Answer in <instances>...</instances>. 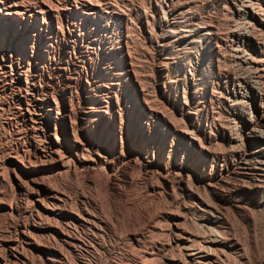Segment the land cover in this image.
<instances>
[{
    "label": "bare ground",
    "instance_id": "1",
    "mask_svg": "<svg viewBox=\"0 0 264 264\" xmlns=\"http://www.w3.org/2000/svg\"><path fill=\"white\" fill-rule=\"evenodd\" d=\"M22 1H20V2H22ZM92 1H90V2L87 1V2L91 3ZM119 1L122 2L121 0H119ZM130 1H132V0H129V2ZM210 1H213V0H210ZM41 2H42V0H41ZM46 2H47V0H46ZM97 2L95 0V5ZM113 2H115V0ZM137 2H138V0H137ZM142 2L143 1L141 0V4H143V5L146 4V3H142ZM159 2H160V0H159ZM28 3H29V1H28ZM34 3H35V1H34ZM34 3H32V4L34 5ZM74 3H75V1H74ZM204 3H205V1H204ZM234 3H236V2H234ZM29 4H28V6H29ZM110 4H112V3H110ZM122 4H123V2H122ZM182 4H183V2H182ZM226 4L224 2L225 7L227 6ZM36 5H37V2H36ZM105 5H107V4H104V6ZM156 5H158V4H156ZM46 6L49 8V5L46 4ZM114 6H116V5H114ZM150 6H148V7H150ZM56 7L54 6L53 8L55 9ZM112 7H113V5H112ZM118 7L120 8V6H118ZM222 7L224 8V6H222ZM236 7H237V3H236ZM41 8L42 7L39 6V9H41ZM159 8H161L160 5H159ZM258 8H259V6H258ZM50 9H45L44 10L45 13L43 10H41V11L44 14H46V12H47L48 16H51V15H53L52 14L53 9L52 10H50ZM110 9H113V8H110ZM189 9H190V7H189ZM237 9H238V7H237ZM30 10H31V8H26L23 5L22 6L21 5L8 6L5 3H3V4L0 3V50H2V52H1L2 55H0V264H102L100 259H99L100 257L96 258V256H99L100 254H113L116 250H118V251L120 250L121 244L123 246H126V247L138 246L140 244V242L142 244V241H140V240H143V238L145 236L144 226L149 221V216L157 213V212L156 213L154 212V211H157L156 208H155V210L151 208L153 211V212H151L152 214H150V208H149V211L145 212V214L147 212H149L148 214H150V215H145L148 217V220L143 221L141 226H139V223L145 217L143 216L144 218L143 219L141 218L142 220L140 218H138L139 212H137L138 214L136 213L137 219L138 220L140 219L139 223H138V220L136 221V217H135L136 215H133L132 217H135V221L131 224L129 222L130 227L126 226V228L122 231H120L119 227L120 226L123 227V226L121 225V223H119L120 224L119 225L117 222L118 221L117 217L119 216L120 210H117L116 207H118V205L115 206V204L118 202L120 203L121 201H124L127 198L126 190L128 191L129 188L133 189V187H131L135 183L133 180H136V183L138 182L137 179L132 178L134 175V173H133L131 176L130 172L132 173V171L135 173L137 172V174L140 173L145 178H148L150 180L151 179H154L155 181L159 180L160 183L162 184V185L161 184L160 185L165 187V188H167V187L172 188L171 187L172 185L171 186H169V185L172 182V181L170 182V180H173V179H174V181L176 180L179 185L184 186L186 188L187 197L192 200V202H191L192 204L190 203L191 204L190 206H189V204H186V206L187 205L189 206V211H192L194 214L193 219L190 221L192 224H194L198 228L197 232H194L193 230L191 231L190 229L194 228V226L191 228H190V226H189V228L187 227V220L185 218H183L182 216H180L181 215L180 213H179L180 215L176 214V211H178L177 210L178 208L175 207V209H176L175 213H172V211L170 209L169 210L171 212L167 213V212H169V210L168 211L166 210L167 212L165 211V209H167V208H165L164 206H163L164 208L161 206H157L158 210H159V207H161L166 212V213L165 212L164 213L167 214L164 217V218H166L165 219L166 224H167L166 228L164 229V226L161 227L162 230L164 229L163 234L165 236V239L162 237L163 238L162 240L163 241L165 240V241L163 242L161 240V242H163V243H160L158 241L159 243L157 242L158 246H157L156 252H154L155 254H153V252H151V254L147 255V257H148V259H146L147 261H145V262L142 261L143 263H140V264H152V262H151L152 257L159 258V264H231V258H232L231 256L236 255L240 250L243 251L241 253H243L244 258H246L248 260L249 255L252 254L251 249H253V247H252L253 245H251V243L247 242L248 240L246 241L247 244H242V243H240L241 240L239 241L237 239L229 238L231 236V234L228 233L230 236L226 235V232L222 228V225H224L225 222L228 223V221H229L228 219H226V216L224 215V214L228 215L227 209H229V208L225 207L226 208L225 209L224 207L223 208L216 207V206H214V202L212 205L211 201L209 202L208 200H206V199H208V198H206L207 197L206 195H205L206 196L205 197L206 199H205L204 195L202 196L201 194L205 193V191L207 189H214L216 185H218V184L221 185V183H224L226 178H229V177H232L235 175H239L240 178H242L244 182L247 181V183H248L247 185L250 184L254 188L258 187V188L264 189V91H262L261 88H258V85L256 84V82L255 83L250 82V80H249L248 81L249 92L246 93V91H243V92L240 91L242 93L236 97L237 98L236 102H235V104H233L235 112H234L233 116H231V119L233 121L232 126L230 125L231 127L228 126V128H225V127H227V126H225V127L221 128L220 131H218L216 133V135H214L212 138L211 137L205 138L203 136L202 138L197 139L195 137H192L193 135H191V133L190 134L188 133V135L183 136V139L187 142L189 147L191 146L194 149L198 150L197 157H192V156H189L185 153L183 155L184 157L181 158L179 161L171 159L170 157H168L169 155L165 158L163 156V154L166 151V148H167L166 141H167L169 136L162 132L161 135L160 134L156 135V137L154 138V136L152 135V128L150 127L149 123L148 122H145V123L142 122V120L144 121V119L151 120L152 123H154L156 120H160V121H162L161 122L162 123L161 124L162 125L161 126L162 131H163L165 125L167 124L165 119H166V116L168 114L166 112H165L166 115L161 114L159 111H161V112H163V111L161 109L158 111L156 109L157 108L156 106H155L156 108H154L156 110L152 109L154 107L152 103L158 99L154 98L155 101H153L152 98L150 97L151 95L149 94V96H148L147 95L148 93H146V91L150 92V90L143 88L145 85H143V87L140 86V83H141L140 81L142 80V82L145 83L146 81H148V78L147 77L144 78L143 76H141L143 78L142 79L140 78L141 80L138 79L139 74L137 72L139 70L138 71L136 70L137 74H133L134 71H133L132 66L129 63L127 58H123L124 60L121 63L116 58H114L116 60L113 59L114 64H115V66H114L115 73H113V75L108 77V80L106 83H103V80H106L104 75H96L95 73H93L91 75V77H89V78L85 77V76L83 77L82 73L86 71V66L84 63H81L79 61H75L76 59H74V58L76 56L74 57V53H73V50H74L73 47H75V46H73V44L70 45V43H68V40L64 37L63 34H61V32H60L61 41L58 44L56 42V46L52 45L50 43V40H51L50 34H49L50 33V27L45 22L44 16H42L43 20L41 22H39L38 17H34V20H33L34 26L35 27L37 25L39 26V29H38L39 34L36 37H30L27 33L26 34L21 33V31H23V30L29 31V28H31L32 20L31 19L26 20L29 17L26 18V16H25L26 12H31ZM37 11L40 13L39 10H37ZM216 11H218V9ZM178 12L180 13V11H178ZM256 12H257V10H256ZM88 13H91V12H88ZM151 13H152V11H151ZM231 13H233V12H231ZM247 13L250 14L249 12H247ZM134 15H136V14H134ZM149 15H152V14H149ZM162 15H164V14H162ZM165 15H166V13H165ZM175 15L176 14H174V16ZM29 16H30V14H29ZM145 16H147V15H145ZM162 18H164V17L162 16ZM145 19H147V18H145ZM130 20L131 19H129V21ZM207 20H209L208 17H207ZM213 20H215V19L213 18ZM220 20H221V18H220ZM235 20H236V18H235ZM235 20H234V23H235ZM244 20H245V18H244ZM147 21H148V19H147ZM149 22H150V20H149ZM207 22L212 24V22H210V21H207ZM220 22H218V23H220ZM247 22H245V23L247 24ZM181 23H183V22H181ZM196 23H194V24H196ZM208 23H206V24H208ZM224 23L225 22H223V24ZM35 24H37V25H35ZM70 24H71V22H70ZM202 24H203V22H202ZM214 24H216V23H214ZM147 25H148V23H147ZM209 25L210 24H208V26ZM242 25H244V24H242ZM204 26H206V25H204ZM217 26H218V24H217ZM226 26H227V24H226ZM238 26L239 25H236L235 28H237ZM248 26H249V24H248ZM152 27H154V25ZM66 28H67V26H66ZM180 28L182 30V27H180ZM220 28H219V30H221ZM238 28H241V26ZM238 28H237V30H238ZM249 28H251V27H249ZM35 29H37V27ZM192 29H188V30H192ZM223 29L226 30V28H223ZM230 29H231V27H230ZM253 29H254V27H253ZM128 30L129 29H127V31ZM175 30H176V28H175ZM245 30L247 31V29H245ZM245 30H244V32H245ZM174 31H173V33H174ZM213 31H210V32H213ZM120 32H122V31H120ZM221 32H223V30ZM225 32H227V31H225ZM225 32H223L224 35H225ZM241 32H240V34H241ZM249 32H250V30H249ZM249 32H247V33L249 34ZM256 32H258V31H256ZM191 33H192V31H191ZM205 33H208V32H205ZM218 33H220V32H217V34ZM261 33H263V32H261ZM67 34H68L69 38H74L73 40H75L76 38L79 37V33H76L75 30H71V31L67 30ZM252 34H251V36H253ZM104 35H105V33H104ZM133 35H134V33H133ZM201 35H203V33ZM215 35H216V33H215ZM127 36L129 38L128 34H126V37ZM219 36H220V34H219ZM246 36H248V35H246ZM137 37H138V35H137ZM155 37H156V35H155ZM257 38L253 37L254 40ZM129 39H131V37ZM137 39L138 38H136L135 40H137ZM222 39H223V37H222ZM259 39H261V38H259ZM190 40H193V39H190ZM81 41H83V40H81ZM139 41H141V40H139ZM219 41H220V38H219ZM172 42H173V40H172ZM194 42H196V41H194ZM241 42H242V40H241ZM261 42H263V41L261 40ZM34 43H37L39 45L42 44V46L44 48V49H41V48L39 49V47H38L39 52H37L38 54L36 56L31 55V54H33V48L25 50V47L28 48V45L34 46ZM119 43L122 44L121 39H120ZM126 43H128V42H126ZM132 43L133 42H131V44ZM141 43H142V41H141ZM144 43H145V41H144ZM133 44H135V43H133ZM228 45H229V43H228ZM141 46H139V47H141ZM150 46H151V44H150ZM119 47L122 48L121 45H119ZM135 47H137V46H135ZM125 48L127 49V47H125ZM153 48H155V47H153ZM184 48H186V47H184ZM149 49L147 50V53L149 52ZM221 49H223V48H221ZM230 49H232V48H230ZM235 49H236V47H235ZM235 49H233V50H235ZM244 50H245V48L243 49V51ZM5 52H8V55L4 54ZM87 52L89 54L95 56V57L99 56L102 59V61L106 60L105 54H107V53H104L103 50H96V49L90 48ZM112 52L114 53L113 50H112ZM134 52L136 53V50ZM245 52H246V50H245ZM143 53H144V51H143ZM12 55H14V56H12ZM132 55H134V54H132ZM135 55L137 56V54H135ZM236 55H238V54H236ZM239 55H240V53H239ZM139 56L141 57V55H139ZM232 56H233V54H232ZM150 57H152V56H150ZM238 57H240V56H238ZM252 57L253 56H251V59H252ZM208 58H210V57H208ZM218 58H216V59L219 60L220 58L219 59ZM223 58H225V57H223ZM244 58H246V57H244ZM248 59H249V57H248ZM253 59H254V57H253ZM253 59H252V61L255 62ZM140 60L141 59L139 58L138 62H140ZM142 60H145V59L142 58ZM147 60L148 59H146V61ZM240 60H243V59L240 58ZM146 61H143V63L145 62L147 64L148 61L147 62ZM219 61H221V60H219ZM222 61L220 63H222ZM256 61L258 62L260 60H256ZM135 62H137V61H135ZM138 62H137V64H138ZM231 63H232V60H231ZM238 63H240V62H238ZM141 64H142V62H141ZM151 64H153V63H151ZM234 64H232L233 67H234ZM147 65H146V67H147ZM222 65H224V64H222ZM232 65H230V66L228 65L229 68L232 67ZM166 66H167V64H166ZM217 66H218V64H217ZM235 66H238V65H235ZM133 67H134V65H133ZM146 67H145V69L144 68L143 69L147 70L148 68L146 69ZM149 67H150L149 69H151V67H153V66H151L149 64ZM156 67H158V66H156ZM238 67H240V66H238ZM243 68L245 69L244 66H243ZM124 69L126 70L125 72H123ZM143 69L141 72H144ZM227 69L228 68L226 67V70ZM221 70H224V67ZM238 70H240V69L238 68ZM238 70H236V73ZM247 70H248V72H250L249 69H247ZM152 71H154V70H152ZM167 71H168V69H167ZM255 71H256V67H255ZM255 71H254V73H255ZM217 72H219V71H217ZM224 72H225V70H224ZM240 72H241V74L245 75V71H243L244 73H242V71H240ZM221 73H222V71H221ZM141 74L143 75V73H141ZM166 74H167V72H166ZM135 75H138V78ZM263 75L261 76V78L263 77ZM237 77L239 79V76H237ZM240 77H243V76H240ZM253 78H255V77H253ZM261 78H260V80H261ZM149 81H151L153 83H158L160 81V79H158V82H156L155 79H153V80L149 79ZM236 82H237V80H236ZM82 83L84 84L83 90H80V92H77L76 90L78 89V86ZM246 83H247V81H246ZM261 83H263V82H261ZM120 84H127L129 86V90L131 92V97H134V99H136V103H138L140 113L142 112V116L140 114V116H141L140 123H138V122L133 123L132 118H130L128 121L124 122L123 124H122V122H120V117H119L120 112H118V109L116 106V99H115L116 92L119 90ZM147 85H149V83ZM150 85H151V83H150ZM242 86H243V84H242ZM91 87L93 89L102 91L104 93L103 95H105L104 98H101V97L90 98L88 95V90ZM174 87H175V85H174ZM152 89L153 88H151V91H152ZM154 90L155 89H153V91ZM184 92H186V90ZM206 93L209 95L210 98H212V100H213V98H217L214 95L215 92L213 94L212 91L206 90ZM216 93L218 94V92H216ZM248 93H250V94H248ZM154 95L156 96L155 93H154ZM158 95L161 98V100L164 101V99H162L163 93L158 92ZM223 96H225V95H223ZM191 97H193V96H191ZM219 98H220V93H219ZM225 99H226V97H225ZM229 99H230V97H229ZM91 103H94L97 108L96 107L92 108L90 106ZM231 103H232V101H231ZM231 103H230V105H231ZM123 105H127L126 101L123 102ZM155 105H156V103H155ZM157 105H158V103H157ZM158 106H160V105H158ZM162 106L163 105H161L160 108ZM168 108L169 107H167V109ZM119 110H120V108H119ZM214 110H215V108H214ZM170 111H169V113H170ZM177 114L180 117L184 118V115H185L184 109L182 107H180V109H177ZM217 114H218V112H217ZM171 116H174V115H171ZM217 116H219V115H217ZM217 116L215 118H217ZM218 118H219V120H221L220 117H218ZM169 120H171V119H169ZM183 120H181V121H183ZM213 120H215V119H212V121ZM222 120H223V118H222ZM228 120H229V118H228ZM181 121H179V122L176 121L175 117H174L173 122H175V124H176V122H178V124L182 123ZM218 122H220V121H218ZM227 123H229V122L227 121ZM241 124L243 125V127H242V129L238 130L237 129V128H239L238 125H241ZM181 126H183V125L181 124ZM219 126H220V124H219ZM176 127H178V126H176ZM183 128L186 129V126L185 127L183 126ZM182 130L184 131V129H182ZM191 130H192V128H191ZM172 133H173L172 135H176L175 134L176 132H172ZM181 134H182V132H181ZM194 134L196 135V133H194ZM216 136L220 137L221 138L220 140H222L224 142L225 146L228 147L225 155L223 156V159L221 158L223 160L224 167H222V168L220 167V169H217V163H215V161H217L219 159L218 158L219 155L218 156L216 155V153H217L216 150L218 148L216 146L218 144L215 141V143L217 144L215 146L216 148H214V149H216V150H214L216 152L215 154L212 153V150L210 152V149H209L210 147L207 146L208 147L207 148L205 146V144L210 146L212 141L216 139ZM172 143H173V141H171V144H168L169 148H171V149H172ZM221 146L223 149V145H221ZM221 146H219V147L221 148ZM224 148H226V147H224ZM169 151H170V149L168 150L167 154H169ZM218 152L220 153V151H218ZM222 155H223V153H222ZM201 158L205 159V160L203 161V160H201ZM237 179H235V181ZM143 181H145V180H143ZM238 181L240 182L242 180H238ZM227 182H228V180H227ZM140 184H141V182H140ZM156 184H157V182H156ZM232 184H236V183H232ZM160 185H158V186H160ZM238 185H239V183H238ZM238 185H237V187H238ZM83 186H86V189H89L90 192H91L90 189H93L92 193L95 194V197L93 198L92 195L88 191L86 192L84 189L85 187H83ZM147 187H148V185H147ZM242 187H243V185H242ZM99 188L103 189L104 190L103 192L106 193L105 195L107 196V200H108L107 203L109 204V210H107L108 209L107 208V209H105V211L107 210L109 214H106L103 211L104 209H102V207L103 206L105 207V205L100 200L102 199V197L104 195L102 194L103 196H101V198L99 200L97 197L98 195L96 196V193H94L95 191L98 192L97 190H99ZM151 189L154 190V187H152ZM171 190H173V188ZM222 190H224V189H222ZM141 191H143V189L140 190V193H142ZM220 191H221V189H220ZM100 192H102V191H100ZM100 192H98V193H100ZM128 192L132 193V192H134V190H132V192H130V191H128ZM137 192H136V194H137ZM172 192L174 193V191H172ZM208 193H209V191H208ZM136 194H135V196H136ZM145 194H147V193H145ZM178 194H180V193H178ZM205 194H207V193H205ZM131 195H130V197H131ZM138 195L139 194H137V196ZM151 195H152V192H151ZM158 195L160 197V194H158ZM167 195H169V194H167ZM171 195H173V194H171ZM171 195H170V197H171ZM135 196H134V199L137 197V196L136 197ZM144 196H143V198H145ZM152 196H150V197H152ZM155 197H157V196H155ZM180 197H181V195H180ZM104 198H105V196H104ZM131 198H133V197H131ZM151 199H148V200H151ZM132 200L130 199L131 203H133ZM142 200H141V202L139 200V202L142 203L143 202ZM127 201H129V200L127 199ZM125 202H126V200L123 203H125ZM148 202H151V201H148ZM144 203H142V204H144ZM167 203H168V201H167ZM169 203H170V201H169ZM172 203H173V206L175 204H177L176 199H173ZM121 204H122V202H121ZM125 205H127V204H125ZM132 205H134V204H132ZM137 205L139 206V203ZM151 205H153V204H151ZM178 205L179 204H177L176 206H178ZM183 205L184 204H182V206ZM122 206H123V204H122ZM122 206H121V208H122ZM141 206H143V205H141ZM144 206H145V208L143 207V209H146V205H144ZM173 206H171V207H173ZM243 207H244V205L241 206L239 204H236L235 206H233V208L238 210L239 211L238 213L241 214V216L247 220L249 217L248 216L249 214L248 213H247L248 215L246 214V210H244ZM121 208H118V209H121ZM147 208H148V206H147ZM183 208H188V207H185V205H184ZM132 209H133V207H132ZM135 209H137V211H138V208L135 207ZM135 209H134V211H136ZM139 209H140V206H139ZM143 209H142V211H143ZM230 209H232V208H230ZM160 211H162V210H160ZM160 211H158V212H160ZM126 212H124V213L126 214ZM254 212H253V214L251 213L252 216H254ZM258 212H256V213H258ZM128 213H129V210H128ZM134 214H135V212H134ZM185 214H186V212H185ZM232 214H234V213H232ZM140 215H141V213H140ZM257 215H259V213ZM257 215L255 214V216L258 219ZM126 216L127 215H125L124 218ZM232 216L233 215H231V217ZM233 217L231 219H233ZM119 218H120V222H121V219H123V218H121V217H119ZM190 218L191 217H189V219ZM228 218H230V217L228 216ZM127 219H130V218H127ZM234 219H235V217H234ZM238 219L239 218L237 217L236 220H238ZM252 219H253V217L251 218V220ZM150 220L152 221V219H150ZM157 220H159V219H157ZM230 221H233V220H230ZM253 221H254V219H253ZM156 222H155V224H153V226L157 225ZM164 222L165 221L163 220L162 225L164 224ZM258 222L260 223V220ZM229 223H231V222H229ZM114 225H116V226L114 227ZM117 225L119 226L118 227L119 230H116ZM151 226H152V224H151ZM157 226H159V224ZM255 226H256V224H255ZM255 226H253V228ZM121 229H123V228H121ZM248 229H249V227H248ZM250 229H251V227H250ZM149 236L147 235V238H145V240H147ZM153 236H151V237L156 238ZM159 236H162V235L160 234ZM151 237H149V238H151ZM106 238H108V242L105 241ZM151 239H149V240H151ZM154 241H153V243H154ZM147 245H148V243H147ZM147 245L145 247H147ZM126 247H124V248H126ZM166 247H168V250ZM146 250H144V251L148 253V250L147 251ZM120 255L122 256V254H120ZM134 256H136V255H134ZM253 256H255V255H252V257ZM103 258H104V256H103ZM107 258H109V260H110L111 257L107 256ZM113 258L114 257L112 256V259ZM234 258H235V256L232 259H234ZM250 258H249V260L252 259V258L251 259ZM112 259L110 260V262L112 261ZM114 260H115V258H114ZM118 260H120V259H118ZM156 260H158V259H156ZM253 260H254V258H253ZM105 264H106V261H105Z\"/></svg>",
    "mask_w": 264,
    "mask_h": 264
},
{
    "label": "rangeland",
    "instance_id": "2",
    "mask_svg": "<svg viewBox=\"0 0 264 264\" xmlns=\"http://www.w3.org/2000/svg\"><path fill=\"white\" fill-rule=\"evenodd\" d=\"M3 1V2H2ZM22 0H0V3L3 4L5 3L8 6H13V5H23L26 8H31V12H26L25 16L26 20H32V25L31 28H29V31L23 30L21 31V33H27L30 37H36L39 34V26L37 24L36 27L37 29H35L36 27L34 26L33 20L34 17H38L39 22H41L43 20L42 16H44V20L45 22L48 24V26L50 27V43L54 46H56V42L57 44L61 41V34L64 35V37L68 40V43H70V45L73 44V53H74V59H76L75 61H79L81 63H84L86 66V71L82 73V76L84 77H91V75L93 73H95L96 75H104L106 80H103V83H106L108 80V77L113 75V73H115V64H114V60H119V62L121 63L124 59L123 58H127L129 63L132 66L133 69V74H139V78L138 75L137 76L138 79H142L144 78H148L153 80L155 79L156 82H158V79H160V81L158 83H153L151 81H146L145 83L142 82V80L140 81V86L143 87V85H145L143 88L149 89L150 92L146 91V93H148L147 95L149 96V94L151 95L150 97L152 98L153 101L154 98L158 99L155 102H151L153 104V108H156L158 111L161 109L163 112L159 111L161 114H168L166 116V122L167 124L165 125L163 131L161 130V122L160 120H156L154 123H152L151 120H147L144 119V121L142 120V122H148L150 127L152 128V135L154 136V138L156 137V135H161V133H165L167 134L169 137L166 141V151L164 152L163 156L166 158L168 155V157H170L171 159H174L176 161H179L181 158H183L184 154L186 153L189 156L192 157H197V153L198 150L194 149L193 147H189V145L187 144V142L183 139V136L188 135V133L191 135H193L192 137H195L197 139L202 138L203 136L205 138L208 137H213L214 135H216V133L218 131H220L221 128L225 127L228 128V126H232L233 121L231 119V116H233L235 110L233 107V104H235L236 102V97L238 95H240L243 91L249 92V84L248 81L250 80V82H256V84L258 85V88H261L262 91H264V0H142V3H146V4H141V0H132L129 2V0H121L123 2H120L119 0H115V2H113L114 0H96V5H95V0H23L22 2H20ZM27 1V2H26ZM29 1V3H28ZM35 1V3H34ZM63 1V2H62ZM75 1V3H74ZM78 1V2H77ZM81 3H80V2ZM87 1H92L91 3L87 2ZM145 1V2H144ZM164 1V2H163ZM192 1V2H191ZM197 1V2H196ZM205 1V3H204ZM241 1V2H240ZM248 1V2H247ZM15 2V3H14ZM17 2V3H16ZM37 2V5H36ZM40 2V3H39ZM44 2V3H43ZM54 4H53V3ZM62 2V3H61ZM77 2V3H76ZM83 2V3H82ZM85 2V3H84ZM102 2V3H101ZM108 2V3H107ZM132 2V3H131ZM134 2V3H133ZM151 2V3H150ZM157 2V3H156ZM166 2V3H165ZM183 2V4H182ZM187 2V3H186ZM200 2V3H199ZM227 5L225 7L224 5ZM236 2L237 3V7H236ZM250 2V3H249ZM257 2V3H256ZM12 3V4H11ZM14 3V4H13ZM24 3V4H23ZM34 3V5L32 4ZM59 3V4H58ZM67 3V4H66ZM112 3V4H110ZM116 3V4H115ZM150 3V4H149ZM161 3V4H160ZM177 3V4H176ZM183 5H181V4ZM202 3V4H201ZM204 3V4H203ZM212 3V4H211ZM29 4V6H28ZM42 4V5H41ZM49 5V8L46 6ZM75 4V5H74ZM92 4V5H91ZM100 4V5H99ZM104 4H107L104 6ZM119 4V5H118ZM158 4V5H156ZM193 4V5H192ZM198 4V5H197ZM240 6H239V5ZM256 4V5H255ZM51 5V6H50ZM64 5V6H63ZM110 5V6H109ZM113 5V7H112ZM116 5V6H114ZM134 5V6H133ZM138 5V6H137ZM151 5V6H150ZM159 5L161 8H159ZM179 5V6H178ZM255 7H254V6ZM39 6L42 7L41 9H39ZM56 7L55 9L53 7ZM80 6V7H79ZM91 6V7H90ZM120 6V8L118 7ZM150 6V7H148ZM163 6V7H162ZM177 6V7H176ZM193 6V7H192ZM224 6V8L222 7ZM229 6V7H228ZM259 6V8H258ZM263 6V7H262ZM100 7V8H99ZM118 7V8H117ZM184 7V8H183ZM190 7V9H189ZM202 7V8H201ZM240 7V8H239ZM51 8V9H50ZM69 8V9H68ZM71 8V9H70ZM113 8V9H110ZM130 8V9H129ZM193 8V9H192ZM45 9H50L52 10V14L51 16H48L47 12L45 13ZM62 9V10H61ZM64 9V10H63ZM101 9V10H100ZM116 9V10H115ZM152 13H151V11ZM188 9V10H187ZM218 9V11H216ZM39 10L40 13L37 11ZM43 10L44 13L41 11ZM56 10V11H55ZM103 10V11H102ZM115 10V11H114ZM126 10V11H125ZM145 12H144V11ZM157 10V11H156ZM167 10V11H166ZM185 10V11H184ZM191 10V11H190ZM225 10V11H224ZM227 10V11H226ZM241 10V11H240ZM243 10V11H242ZM257 10V12H256ZM37 11V12H36ZM84 11V12H83ZM128 11V12H127ZM130 11V12H129ZM162 11V12H161ZM180 11V13L178 12ZM189 11V12H188ZM221 11V12H220ZM223 11V12H222ZM239 11V12H238ZM246 11V12H245ZM262 13H261V12ZM77 12V13H76ZM83 12V13H82ZM91 12V13H88ZM127 12V13H126ZM140 12V13H139ZM166 15H165V13ZM193 12V13H192ZM225 12V13H224ZM233 12V13H231ZM247 12H249L250 14H248ZM42 13V14H41ZM116 13V14H115ZM146 13V14H145ZM156 13V14H155ZM223 13V14H222ZM239 13V14H238ZM242 13V14H241ZM261 13V14H260ZM30 14V16H29ZM34 14V15H33ZM94 14V15H93ZM136 14V15H134ZM152 14V15H149ZM164 14V15H162ZM174 14H176L174 16ZM208 14V15H207ZM218 14V15H217ZM247 14V15H246ZM130 15V16H129ZM147 15V16H145ZM183 15V16H182ZM210 15V16H209ZM212 15V16H211ZM263 15V16H262ZM82 16V17H81ZM137 16V17H136ZM141 16V17H140ZM153 16V17H152ZM162 16L164 18H162ZM192 16V17H191ZM209 20H207V17ZM215 16V17H214ZM231 16V17H230ZM243 16V17H242ZM33 17V18H32ZM128 17V18H127ZM152 17V18H151ZM166 17V18H165ZM177 17V18H176ZM206 17V18H205ZM259 17V18H258ZM66 18V19H65ZM89 18V19H88ZM110 18V19H109ZM136 18V19H135ZM147 18V19H145ZM183 18V19H182ZM204 18V19H203ZM213 18L215 20H213ZM225 22L223 24V22L220 20ZM226 18V19H225ZM229 18V19H228ZM236 18V20H235ZM241 18V19H240ZM245 18V20H244ZM56 19V20H55ZM116 19V20H115ZM129 19H131L129 21ZM133 19V20H132ZM164 19V20H163ZM202 21H201V20ZM219 19V20H218ZM240 19V20H239ZM262 19V20H261ZM58 20V21H57ZM67 20V21H66ZM99 20V21H98ZM150 20V22H149ZM154 20V21H153ZM166 20V21H165ZM185 20V21H184ZM206 20V21H205ZM218 20V21H217ZM227 20V21H226ZM233 20V21H232ZM235 20V23H234ZM197 23H196V22ZM207 21L212 22L208 23ZM221 21V22H220ZM240 21V22H239ZM249 23H248V22ZM62 22V23H61ZM71 22V24H70ZM73 22V23H72ZM126 22V23H125ZM130 22V23H129ZM153 24H152V23ZM155 22V23H154ZM183 22V23H181ZM203 22V24H202ZM220 22V23H218ZM229 22V23H228ZM242 22V23H241ZM247 22V24L245 23ZM79 23V24H78ZM134 23V24H133ZM146 23V24H145ZM148 23V25H147ZM151 23V24H150ZM196 23V24H194ZM205 23V24H204ZM210 24L208 26V24ZM216 23V24H214ZM56 24V25H55ZM128 24V25H127ZM199 24V25H198ZM203 26H202V25ZM218 24V26H217ZM223 24V25H222ZM227 24V26H226ZM234 24V25H233ZM244 24V25H242ZM249 24V26H248ZM147 25V26H146ZM154 25V27H152ZM174 25V26H173ZM189 25V26H188ZM206 25V26H204ZM216 25V26H215ZM221 25V26H220ZM236 25H239L238 27L241 26V28H235ZM67 26V28H66ZM186 26V27H185ZM200 26V27H199ZM260 26V27H259ZM35 27V28H34ZM84 27V28H83ZM164 27V28H163ZM179 27V28H178ZM182 27V30L181 28ZM205 27V28H204ZM217 27V28H216ZM221 27V28H220ZM226 28L223 29V28ZM231 27V29H230ZM243 27V28H242ZM246 27V28H245ZM251 27V28H249ZM254 27V29H253ZM258 29H256V28ZM155 28V29H154ZM176 28V30H175ZM193 28V29H192ZM199 28V29H198ZM219 28L221 30H219ZM62 29V30H61ZM99 29V30H98ZM127 29H129L127 31ZM171 29V30H170ZM188 31H186V30ZM188 29H192V30H188ZM219 31H218V30ZM228 29V30H227ZM247 29V31L244 30ZM256 29V30H255ZM67 30L71 31V30H75L76 33H79V37L76 38L75 40H73L74 38H69L68 34H67ZM112 30V31H111ZM126 30V31H125ZM175 30V31H174ZM181 30V31H180ZM214 30V31H213ZM223 30V32H225V35L223 32H221ZM234 32H233V31ZM250 30V32H249ZM122 31V32H120ZM151 31V32H150ZM171 31V32H170ZM174 31V33H173ZM180 31V32H179ZM192 31V33H191ZM213 31V32H210ZM236 31V32H235ZM258 31V32H256ZM57 32V33H56ZM61 32V34H60ZM63 32V33H62ZM134 35H133V33ZM162 32V33H161ZM208 32V33H205ZM217 32H220L217 34ZM249 32V34L247 33ZM260 32V33H259ZM263 32V33H261ZM82 33V34H81ZM105 33V35H104ZM138 33V34H137ZM152 33V34H151ZM188 33V34H187ZM203 33V35H201ZM205 33V34H204ZM213 33V34H212ZM216 33V35H215ZM227 33V34H226ZM245 33V34H244ZM253 33V34H252ZM126 34L129 35V38L131 37V39L128 38V36L126 37ZM138 37H137V35ZM151 34V35H150ZM187 36H186V35ZM197 34V35H196ZM200 34V35H199ZM210 34V35H209ZM220 34V36H219ZM251 34L253 36H251ZM98 35V36H97ZM156 35V37H155ZM176 35V36H175ZM182 37H181V36ZM184 35V36H183ZM199 35V36H198ZM248 35V36H246ZM257 35V36H256ZM259 35V36H258ZM263 35V36H262ZM136 36V37H135ZM173 36V37H172ZM180 36V37H179ZM229 36V37H228ZM60 37V38H59ZM110 37V38H109ZM135 37V38H134ZM141 37V38H140ZM176 37V38H175ZM220 41H219V38ZM223 37V39H222ZM257 38V39H253ZM127 38V39H126ZM136 38L138 39L135 40ZM157 38V39H156ZM163 38V39H162ZM195 38V39H194ZM197 38V39H196ZM229 38V39H228ZM261 38V39H259ZM263 38V39H262ZM102 39V40H101ZM120 39L122 40V44L119 43ZM134 41H133V40ZM177 39V40H176ZM193 39V40H190ZM225 39V40H224ZM228 39V40H227ZM83 40V41H81ZM99 40V41H98ZM126 40V41H125ZM130 40V41H129ZM173 40V42H172ZM231 40V41H230ZM242 40V42H241ZM261 40L263 42H261ZM70 41V42H69ZM145 41V43H144ZM191 41V42H190ZM193 41V42H192ZM196 41V42H194ZM258 41V42H257ZM116 42V43H115ZM128 42V43H126ZM131 42L135 43V44H131ZM189 42V43H188ZM79 43V44H78ZM90 43V44H89ZM112 43V44H111ZM126 43V44H125ZM144 43V44H143ZM163 43V44H162ZM170 43V44H169ZM197 43V44H196ZM229 43V45H228ZM247 43V44H246ZM259 43V44H258ZM98 44V45H97ZM130 44V45H129ZM139 44V45H138ZM151 44V46H150ZM200 44V45H199ZM218 46H217V45ZM221 44V45H220ZM88 45V46H87ZM119 45L122 46V48L119 47ZM126 45V46H125ZM129 45V46H128ZM134 45V46H133ZM142 45V46H141ZM182 45V46H181ZM236 45V46H235ZM238 45V46H237ZM109 46V47H108ZM137 46V47H135ZM141 46V47H139ZM146 46V47H145ZM233 46V47H232ZM244 46V47H243ZM44 49L42 44H37L34 43V46H29L28 48L25 47V50L27 49H32L33 48V56H36L39 52V49ZM88 47V48H87ZM127 47V49L125 48ZM155 47V48H153ZM164 47V48H163ZM186 47V48H184ZM236 47V49H235ZM243 47V48H242ZM96 49V50H103L104 53L106 55V60L102 61V59L97 56H93L91 54H89L87 51L89 49ZM104 48V49H103ZM110 48V49H109ZM120 48V49H119ZM140 48V49H139ZM145 48V49H144ZM149 49V52L147 53V50ZM179 48V49H178ZM182 48V49H181ZM191 48V49H190ZM194 48V49H193ZM223 48V49H221ZM232 48V49H230ZM242 48V49H241ZM245 48V50L243 51V49ZM132 49V50H131ZM138 49V50H137ZM144 49V50H143ZM235 49V50H233ZM238 49V50H237ZM112 50L114 51V53L112 52ZM136 50V53L134 52ZM142 50V51H141ZM173 50V51H172ZM223 50V51H222ZM84 51V52H83ZM133 51V52H132ZM144 51V53H143ZM155 51V52H154ZM188 51V52H187ZM242 51V52H241ZM248 51V52H247ZM2 50H0V55ZM151 52V53H150ZM155 54H154V53ZM176 52V53H175ZM195 52V53H194ZM201 52V53H200ZM219 52V53H218ZM233 52V53H232ZM130 53V54H129ZM140 53V54H139ZM144 55H142V54ZM150 53V54H149ZM159 53V54H158ZM231 53V54H230ZM240 53V55H239ZM245 53V54H244ZM248 53V54H247ZM4 54L8 55V52H5ZM27 54V53H26ZM132 54H137V56L132 55ZM152 54V55H151ZM175 54V55H174ZM179 54V55H178ZM184 54V55H183ZM217 54V55H216ZM230 54V55H229ZM233 54V56H232ZM238 54V55H236ZM243 54V55H242ZM87 55V56H86ZM89 55V56H88ZM130 55V56H129ZM132 55V56H131ZM141 55V57L139 56ZM156 55V56H155ZM221 55V56H220ZM236 55V56H235ZM250 55V56H249ZM14 56V55H12ZM147 56V57H146ZM152 56V57H150ZM181 56V57H180ZM240 56V57H238ZM249 59H248V57ZM255 61L253 62L252 59ZM95 57V58H94ZM138 57V58H137ZM151 59H150V58ZM197 57V58H196ZM210 57V58H208ZM220 59H219V58ZM225 57V58H223ZM246 57V58H244ZM257 57V58H256ZM86 58V59H85ZM116 58V59H114ZM139 58L142 60L139 61ZM164 58V59H163ZM173 58V59H172ZM216 58H218L219 60H225L224 62L222 61V63H220L221 61L217 60ZM229 58V59H228ZM243 59V60H240ZM263 60H262V59ZM73 59V60H74ZM92 59V60H91ZM114 59V60H113ZM146 59H148L146 61ZM160 59V60H159ZM187 59V60H186ZM216 59V60H215ZM227 59V60H226ZM247 59V60H246ZM251 59V60H250ZM150 60V61H149ZM152 60V61H151ZM155 60V61H154ZM232 60V63H231ZM256 60H260V61H256ZM262 60V61H261ZM137 61V62H135ZM143 61H146L147 64L149 63L151 66V69H149V64L147 65L145 62L143 63ZM162 61V62H161ZM199 61V62H198ZM218 61V62H217ZM227 61V62H226ZM250 61V62H249ZM142 62V64H141ZM171 62V63H170ZM196 62V63H195ZM237 62V63H236ZM240 62V63H238ZM245 62V63H244ZM99 63V64H98ZM153 63V64H151ZM156 63V64H155ZM160 63V64H159ZM220 63V64H219ZM235 63V64H234ZM247 63V64H246ZM251 63V64H250ZM257 63V64H256ZM262 63V64H261ZM140 64V65H139ZM145 64V65H144ZM167 64V66H166ZM218 64V66H217ZM224 64V65H222ZM234 64V67L233 65ZM249 64V65H248ZM256 64V65H255ZM101 65V66H100ZM134 65V67H133ZM147 65V67H146ZM160 65V66H159ZM162 65V66H161ZM164 65V66H163ZM172 65V66H171ZM215 65V66H214ZM227 65V66H226ZM232 65V67L229 68V66ZM238 65V66H235ZM248 65V66H247ZM253 65V66H252ZM140 66V67H139ZM147 70H144L145 67ZM158 66V67H156ZM186 66V67H185ZM228 68L226 70V67ZM243 66L245 67V69L243 68ZM90 67V68H89ZM105 67V68H104ZM117 67V66H116ZM142 67V68H141ZM189 67V68H188ZM192 67V68H191ZM224 67V70H221ZM240 70H238V68ZM247 67V68H246ZM252 67V68H251ZM255 67H256V71H255ZM92 68V69H91ZM139 68V69H138ZM144 68V69H143ZM244 70H243V69ZM251 68V69H250ZM262 68V69H261ZM105 69V70H104ZM142 69L144 70V72H141ZM158 69V70H157ZM168 69V71H167ZM189 69V70H188ZM217 69V70H216ZM237 73H236V70ZM242 69V70H241ZM250 70V72H248V70ZM253 69V70H252ZM138 72H137V71ZM154 70V71H152ZM222 73H221V71ZM258 70V71H257ZM126 70L124 69L123 72H125ZM147 73H146V72ZM182 71V72H181ZM219 71V72H217ZM233 71V72H232ZM244 73L243 71H245V75L241 74V72ZM255 71V73H254ZM137 72V73H136ZM154 72V73H153ZM156 72V73H155ZM167 72V74H166ZM174 72V73H173ZM253 72V73H252ZM91 73V74H90ZM143 73V75L141 74ZM150 73V74H149ZM211 73V74H210ZM232 73V74H231ZM235 73V74H234ZM250 73V74H249ZM154 74V75H153ZM177 74V75H176ZM220 74V75H219ZM229 74V75H228ZM237 74V75H236ZM108 75V76H107ZM151 75V76H150ZM185 75V76H184ZM251 75V76H250ZM263 75V77L261 78V76ZM143 76V77H141ZM149 76V77H148ZM163 76V77H162ZM239 76V79L238 77ZM243 76V77H240ZM167 77V78H166ZM170 77V78H169ZM186 77V78H185ZM255 77V78H253ZM175 78V79H174ZM177 78V79H176ZM185 78V79H184ZM198 78V79H197ZM249 78V79H248ZM261 78V80H260ZM247 79V80H246ZM258 79V80H257ZM173 80V81H172ZM185 80V81H184ZM237 80V82H236ZM256 80V81H255ZM239 81V82H238ZM247 81V83H246ZM225 82V83H224ZM235 82V83H234ZM258 82V83H257ZM263 82V83H261ZM117 83V82H116ZM149 83H151V85H147ZM164 83V84H163ZM218 84V85H217ZM226 84V85H225ZM234 84V85H233ZM243 84V86H242ZM261 84V85H260ZM263 84V85H262ZM175 85V87H174ZM149 86V87H148ZM183 86V87H182ZM207 86V87H206ZM260 86V87H259ZM84 84H80L78 86V89L76 90L77 92H80V90H83ZM211 87V88H210ZM151 88L155 89L153 91H151ZM165 88V89H164ZM178 88V89H177ZM239 88V89H238ZM227 89V90H226ZM238 89V90H237ZM171 90V91H170ZM183 90V91H182ZM186 90V92H184ZM206 90H210L213 92H215V96L217 98H210L209 95L206 93ZM94 91V92H93ZM228 91V92H227ZM242 91V92H240ZM98 92V93H97ZM158 92H162L163 93V100H161V98L158 95ZM184 92V93H183ZM218 92V94L216 93ZM153 93V94H152ZM154 93L156 94V96L154 95ZM219 93H220V98H219ZM104 93L100 90H96L93 89L92 87L89 88L88 90V95L90 98L95 97V98H104L105 95H103ZM184 94V95H183ZM225 96H223V95ZM250 94V93H248ZM247 94V95H248ZM154 95V96H153ZM175 95V96H174ZM182 95V96H181ZM169 96V97H168ZM185 98H184V97ZM193 96V97H191ZM198 96V97H197ZM222 97V98H221ZM226 97V99H225ZM228 97V98H227ZM230 97V99H229ZM120 98V99H119ZM175 98V99H174ZM193 98V99H192ZM106 99V98H105ZM116 106L118 109L119 113V117H120V122H122V124L126 121H128L130 118H132L133 123L138 122L140 123L141 120V116H142V112L140 113V109L138 107V103H136V99H134V97H131V92L129 90V86L127 84H120L119 85V90L116 92ZM123 100V101H122ZM228 100V101H227ZM127 103V105H123V102ZM159 101V102H158ZM162 101V102H161ZM232 101V103H231ZM211 102V103H210ZM221 102V103H220ZM156 103V105H155ZM163 105L161 108L160 106L157 105ZM160 103V104H159ZM220 103V104H219ZM231 103V105H230ZM151 104V105H152ZM172 104V105H171ZM183 104V105H182ZM213 104V105H212ZM167 105V106H166ZM194 105V106H193ZM218 105V106H217ZM90 106L92 108H95L96 105L94 103H91ZM156 106V107H155ZM165 106V107H164ZM212 106V107H211ZM220 106V107H219ZM232 108H231V107ZM167 107H169L167 109ZM180 107H182L184 109L185 115L184 118L180 117L177 114V109H180ZM207 107V108H206ZM97 108V107H96ZM120 108V110H119ZM159 108V109H158ZM166 110H165V109ZM215 108V110H214ZM154 109V110H156ZM196 109V110H195ZM171 110V111H170ZM207 110V111H206ZM213 110V111H212ZM221 110V111H220ZM157 111V112H158ZM170 111V113H169ZM220 111V112H219ZM226 111V112H225ZM166 112V113H165ZM191 112V113H190ZM218 112V114H217ZM230 113V114H229ZM121 114V115H120ZM141 114V116H140ZM196 114V115H195ZM164 115V116H165ZM174 115V116H171ZM176 115V116H175ZM219 115V116H217ZM211 116V117H210ZM217 116V118H215ZM173 117V118H172ZM174 117L176 121H181L182 123L173 122L174 121ZM208 117V118H207ZM223 118V122L221 120H219V118ZM123 118V119H122ZM182 118V119H181ZM229 118V120H228ZM171 119V120H169ZM212 119H215L212 121ZM218 119V120H217ZM226 121H225V120ZM194 120V121H193ZM207 120V121H206ZM212 121V122H211ZM220 121V122H218ZM226 123H225V122ZM227 121L229 123H227ZM212 123V124H211ZM173 124V125H172ZM181 124L185 127L186 129L183 128V126H181ZM187 124V125H186ZM220 124V126H219ZM213 125V126H212ZM178 126V127H176ZM230 126V127H231ZM239 128H237L238 130L242 129L243 125H238ZM175 127V128H174ZM184 129V131L182 129ZM192 128V130H191ZM205 128V129H204ZM174 129V130H173ZM204 129V130H203ZM216 129V130H215ZM181 130V131H180ZM212 130V131H211ZM193 131V132H192ZM172 132H176V135H172ZM182 132V134H181ZM186 133V134H185ZM196 133V135L194 134ZM181 134V135H180ZM210 136H209V135ZM171 137V138H170ZM170 139V140H169ZM221 138L216 136V139L212 141V143L209 145L205 146L210 147V152L212 150V153H216V155L218 156V160L215 161V163H217V169H220V167H224V163H223V156L226 153L227 150V146H225L224 142L222 140H220ZM171 141H173L172 143V149L169 148L168 144H171ZM221 146L223 145V149L222 146L221 148L215 143ZM220 141V142H219ZM215 144V145H214ZM213 145V146H212ZM217 145V146H216ZM217 148L218 151H220V153L214 149ZM207 147V148H208ZM226 147V148H224ZM213 148V149H212ZM169 154H167L168 150ZM220 149V150H219ZM216 150V152L214 151ZM224 150V151H223ZM223 151V152H222ZM223 153V155H222ZM182 155V156H181ZM222 158V159H221ZM201 160H205L202 159ZM208 162V161H207ZM221 164V165H220ZM208 166V165H207ZM133 175V179H137L138 182L136 183V180H133L135 183L131 186L133 187V189L129 188L128 191L132 192V190H134V192L129 193L127 190V198L125 199L126 202L123 203L124 201L118 204L116 203V205H118L117 210L119 211V216L117 217L118 219V224L121 223V225L123 227H119L117 225V229L120 231L124 230L126 228V226L130 227V224L133 223L135 221V217H136V221L137 219V212H139L138 218H144L142 221H140V219L138 220L139 226L142 225V222L145 220H148V217L145 215H150L152 214L151 212L152 209L155 210V208L157 209V211H154L156 214L154 215H150L149 216V223L147 222L146 225L144 226V238L142 241V244L140 242V244L138 246H134V247H126L123 246L121 244L120 246V250H116L113 254H100L99 256H96V258H99L102 264H140L143 263L142 261H147L146 259H148L147 255L151 254V252H153V254H155L154 252H156L158 243H163L164 241L162 240L163 238L165 239V236L163 234L164 229L166 228V218L165 214L169 209L172 211V213H175V207L178 208L176 211V214H179L180 216H182L183 218H185L187 220V227L190 228L194 226V228H191L190 230L197 232L198 228L191 223L190 220L193 219L194 214L192 211H189V206L192 204V200L189 199L187 197V193H186V188L184 186H181L178 184V182L173 180H170L171 184L169 186H171L173 188V190H171L172 188L170 187H163L161 186L162 184L160 183L159 180H154V179H148L145 178L142 174H137V172H130L131 176ZM136 174V175H135ZM140 175V176H139ZM239 175H235L229 178L225 179L224 183H221L216 185L214 189H207L205 191V193H202L201 195H204V198H208L206 200H208L209 202L211 201L212 205L214 202V206L216 207H220V208H229L227 209L228 215L224 214L226 216V219H228V223L225 222L224 225H222L223 230L226 232V235L231 234V236L229 238H233V239H237V240H241L240 243L242 244H247V242L251 243V245H253V249L252 250V254L249 255L248 260L246 258H244L243 256V252L242 250H240L236 255H232L231 257L233 258L235 256L234 259L231 258V264H264V189L262 188H258V187H253L250 184L247 185V181H243L242 178H240ZM141 178V179H140ZM234 178V179H233ZM238 178V179H237ZM140 179V180H139ZM235 179H237L235 181ZM145 180V181H143ZM228 180V182H227ZM233 180V181H232ZM238 180H242V181H238ZM141 184H140V182ZM159 181V182H158ZM231 181V182H230ZM157 182V184H156ZM227 182V183H226ZM239 185H238V183ZM139 183V184H138ZM148 187H147V185ZM175 183V184H174ZM232 183H236V184H232ZM161 184V185H160ZM227 184V185H226ZM241 184V185H240ZM137 185V186H136ZM143 185V186H142ZM155 185V186H154ZM160 185V186H158ZM238 185V187H237ZM243 185V187H242ZM136 186V187H135ZM220 186V187H219ZM222 186V187H221ZM236 188H235V187ZM251 186V187H250ZM85 187V191L89 192L92 197H95V194L92 193L93 189H90L91 192L89 191V189H86ZM154 187V190H152L151 188ZM163 189H162V188ZM233 187V188H232ZM250 189H249V188ZM148 188V189H147ZM221 191H220V189ZM228 188V189H227ZM230 188V189H229ZM98 189V188H97ZM131 189V190H130ZM138 189V190H137ZM143 189V191H141L142 193H140V190ZM166 189V190H165ZM183 189V190H182ZM224 189V190H222ZM233 189V190H232ZM102 192H100V191ZM97 190L98 192H94L96 193V196L98 197V199L100 200L101 196L102 199L100 201H102V203H104L105 207L103 206L102 209H104L103 211L106 214H109L107 210H109V204L107 203V196L105 195L106 193L103 192V189ZM145 190V191H144ZM149 190V191H148ZM159 190V191H158ZM232 190V191H231ZM138 191V192H137ZM147 191V192H146ZM152 195H151V192ZM165 191V192H164ZM174 191V193L172 192ZM209 191V193H208ZM139 194L137 196V194ZM171 192V193H170ZM98 193V194H97ZM147 193V194H145ZM162 193V194H161ZM177 193V194H176ZM180 193V194H178ZM103 194V195H102ZM133 196H132V195ZM136 194V196H135ZM149 194V195H148ZM155 194V195H154ZM160 194V197L159 195ZM169 194V195H167ZM173 194V195H171ZM177 196H175V195ZM129 195V196H128ZM133 197L131 198L130 197ZM145 198H143V196ZM163 195V196H162ZM171 195V197H170ZM181 195V197H180ZM206 195V196H205ZM230 195V196H229ZM134 196L137 198L134 199ZM152 196V197H150ZM157 196V197H155ZM214 196V197H213ZM154 197V198H153ZM168 197V198H167ZM147 198V199H146ZM152 198V199H151ZM163 198V199H162ZM176 199V203L179 204L178 206H176L177 204H175L173 206V199ZM179 198V199H178ZM261 198V199H260ZM127 199L129 201H127ZM130 199L132 200L133 203H131ZM143 199V200H142ZM151 199V200H148ZM178 199V200H177ZM106 200V201H105ZM138 202H137V201ZM141 200L143 201L142 203ZM166 200V201H165ZM184 200V201H183ZM147 201V202H146ZM151 201V202H148ZM168 201V203H167ZM170 201V203H169ZM261 201V202H260ZM106 202V203H105ZM128 202V203H127ZM131 204H130V203ZM136 203V204H135ZM139 203V206L137 205ZM149 205H148V204ZM168 205H167V204ZM191 203V204H190ZM217 205H216V204ZM125 204H129L128 207ZM134 204V205H132ZM153 204V205H151ZM172 204V205H171ZM182 204L185 205V207L188 208H183ZM186 204H189V206ZM219 204V205H218ZM236 204H239L241 206L244 205L243 209L246 210V214L249 216L248 219H244L241 214H239L238 210L234 209L233 206H235ZM103 205V204H102ZM132 205V206H131ZM143 205V206H141ZM146 205V209H143V207L145 208ZM151 205V206H150ZM170 205V206H169ZM259 205V206H258ZM122 206V208H121ZM138 208L135 209V207ZM148 206V208H147ZM150 206V207H149ZM157 206H161V207H165L167 209H162L161 207H159V210L157 208ZM173 206V207H171ZM181 206V207H180ZM222 206V207H221ZM126 209H125V208ZM133 207V209H132ZM142 207V208H141ZM163 207V208H164ZM108 208V209H107ZM121 208V209H118ZM150 208V214H148L149 212H147L145 214L146 211H149ZM152 208V209H151ZM225 208V209H226ZM232 208V209H230ZM248 210H247V209ZM256 208V209H255ZM105 209H107L105 211ZM129 213H128V210ZM132 209V210H131ZM134 209L136 211H134ZM143 209V211H142ZM148 209V210H147ZM174 209V210H173ZM127 212H126V211ZM140 210V211H139ZM162 210V211H160ZM169 210L170 213L171 211ZM232 210V211H231ZM255 212H254V211ZM132 211V212H131ZM135 214H134V212ZM160 211V212H158ZM236 211V212H235ZM254 212V216H252L253 212ZM259 211V212H258ZM126 212V214L124 213ZM165 212V213H164ZM186 212V214H185ZM230 212V213H229ZM250 212V213H249ZM259 215H257L258 213ZM137 213V214H136ZM141 213V215H140ZM234 213V214H232ZM252 213V214H251ZM130 214V215H129ZM143 214V215H142ZM163 214V215H162ZM188 214V215H187ZM233 215L235 217H233V219H231V215ZM238 214V215H237ZM251 214V215H250ZM255 214L258 216H255ZM127 215L125 218L124 216ZM133 215H136L135 217H132ZM223 215V216H224ZM237 215V216H236ZM142 216V217H141ZM144 216V217H143ZM153 216V217H152ZM159 216V217H158ZM228 216L230 218H228ZM121 222H120V218ZM152 217V218H151ZM155 217V218H154ZM188 217V218H187ZM189 217H191L189 219ZM237 217L239 218L238 220ZM242 217V218H241ZM253 217V219L251 220V218ZM130 218V219H127ZM133 220H132V219ZM152 219V221L150 220ZM155 219V220H154ZM157 219H161L160 221ZM114 220V219H113ZM123 220V221H122ZM163 220L165 221L164 224ZM233 220V221H230ZM243 220V221H242ZM256 220V221H255ZM260 220V223L258 221ZM154 221V222H153ZM157 221V222H156ZM162 221V222H161ZM239 221V222H238ZM124 222V223H123ZM127 224H126V223ZM130 222V224H129ZM156 224L155 226H153V224ZM159 222V223H158ZM161 222V223H160ZM231 222V223H229ZM114 223V222H113ZM189 223V224H188ZM126 224V225H125ZM149 224V225H148ZM152 224V226H151ZM231 224V225H230ZM252 224V225H251ZM254 224V225H253ZM256 224V226H255ZM258 224V225H257ZM260 224V225H259ZM120 225V224H119ZM162 225V226H161ZM116 225H114L115 227ZM158 228H157V227ZM164 226V229L162 230L161 227ZM235 226V227H234ZM253 226H255L253 228ZM119 227V228H118ZM196 227V228H195ZM230 227V228H229ZM232 227V228H231ZM249 227V229H248ZM251 227V229H250ZM123 228V229H121ZM146 228V229H145ZM150 228V229H149ZM225 228V229H224ZM228 228V229H227ZM256 228V229H255ZM149 229V230H148ZM196 229V230H195ZM148 230V231H147ZM150 231V232H149ZM229 231V232H228ZM149 232V233H148ZM152 232V233H151ZM159 232V233H158ZM162 232V233H161ZM158 233V234H157ZM229 233V234H228ZM251 233V234H250ZM162 236H159V235ZM147 235L149 237L153 236L156 238H149L147 240H145V238H147ZM156 235V236H155ZM250 236V237H249ZM161 237V238H160ZM163 237V238H162ZM151 239V240H149ZM158 239V240H157ZM160 239V240H159ZM245 239V240H244ZM110 240V239H109ZM150 242H149V241ZM155 240V241H154ZM161 240L163 242H161ZM248 240V241H247ZM106 242H108V238L105 239ZM147 241V242H146ZM152 241V242H151ZM154 241V243H153ZM159 241V242H158ZM247 241V242H246ZM252 241V242H251ZM158 242V243H157ZM123 243V242H122ZM146 243V244H145ZM148 243V245H147ZM145 244V245H144ZM154 244V245H153ZM147 245V247H145ZM151 246V247H150ZM126 247V248H124ZM142 247V248H141ZM144 247V248H143ZM132 248V249H131ZM134 248V249H133ZM168 250V247H166ZM122 249V250H121ZM139 249V250H138ZM141 249V250H140ZM143 249V250H142ZM148 250V253L145 252L144 250ZM133 250V251H132ZM146 250V251H147ZM138 251V252H137ZM144 251V252H143ZM142 252V253H141ZM255 252V253H254ZM137 253V254H136ZM122 254V256L120 255ZM141 256H140V255ZM239 254V255H238ZM242 254V255H241ZM111 257L110 260L112 259V256L115 258L112 259V261L114 262H110L109 258ZM136 255V256H134ZM139 255V256H138ZM252 255H255L252 257ZM106 259H104L103 258ZM124 256V257H123ZM146 256V257H145ZM238 256V257H237ZM126 257V258H125ZM140 257V258H139ZM252 259H251V258ZM103 258V259H102ZM117 258V259H116ZM243 258V259H242ZM249 258L251 260H249ZM254 258V260H253ZM120 259V260H118ZM123 259V260H122ZM128 259V260H127ZM140 259V260H139ZM158 259V260H156ZM247 261H246V260ZM108 260V261H107ZM153 260V261H152ZM240 261V262H239ZM117 262V263H116ZM129 262V263H128ZM152 264H159V258L156 257H152L151 259ZM245 262V263H244ZM248 262V263H247Z\"/></svg>",
    "mask_w": 264,
    "mask_h": 264
}]
</instances>
